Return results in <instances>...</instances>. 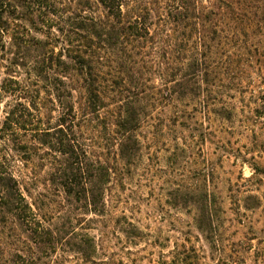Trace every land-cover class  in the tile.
Masks as SVG:
<instances>
[{"label":"rangeland","instance_id":"obj_1","mask_svg":"<svg viewBox=\"0 0 264 264\" xmlns=\"http://www.w3.org/2000/svg\"><path fill=\"white\" fill-rule=\"evenodd\" d=\"M79 1L64 3L75 10ZM42 15L34 14L37 23H14L18 34L0 35V137L11 107L23 105L18 112L26 108L29 113L26 130L0 141V157L19 183L31 220L48 224L69 218L77 233L94 239L96 256L86 263L60 248L35 264H180L179 259L183 264H264V59L249 66L243 61L230 75L216 72L198 107L187 109L188 118H176L185 109L177 105L153 110L137 133L140 151L130 165L119 157L118 137L105 119L109 114H91L82 83L67 80L75 89L74 139L83 154L110 169L104 213L95 215L82 203L67 202L53 180L59 154L39 143L43 132L54 133L60 115L44 75L70 72L59 67L57 57L72 55L76 41L68 23H42ZM29 36L45 42V52L53 56L52 68L47 62L40 75L42 53L34 45L26 52L35 43ZM104 61L107 73L111 61ZM162 69H144L142 88L163 89ZM176 190L207 191L217 210L213 241L194 227L193 206L173 205L170 195ZM0 220V264H12L16 253L37 254L23 226Z\"/></svg>","mask_w":264,"mask_h":264},{"label":"trees","instance_id":"obj_2","mask_svg":"<svg viewBox=\"0 0 264 264\" xmlns=\"http://www.w3.org/2000/svg\"><path fill=\"white\" fill-rule=\"evenodd\" d=\"M79 2V7L73 10L64 0H0V35L18 34L20 29L13 28L14 23H37L35 16L39 13L43 14L42 23H68L69 31L76 37L72 55L61 52L57 57L59 67L70 72L51 71L44 75L46 82L51 81L60 115L54 133L43 132L39 143L59 154L60 165L53 180L67 202L72 206L82 203L86 213L102 215L110 169L83 154L74 139L71 121L77 116L75 89L67 80L82 83L85 105L91 114L97 117L102 112L109 114L105 119L118 137L119 157L130 165L140 151L137 133L153 110L177 105L185 109L177 112L176 118H188L187 109L192 105L198 107L203 87L210 88L211 77H215L216 72L230 75L243 61L249 66L252 60L257 63L264 59V0ZM96 9H102L103 13H97ZM13 38L17 40L15 34ZM29 38L35 43L31 45L27 41L26 52L35 46V51L42 53L39 55L42 64L37 63L40 75L45 72L47 62L52 68L53 56L45 52V42ZM250 38L258 39L250 43ZM105 59H114L110 67L107 66L110 69L107 73L103 71ZM160 59L164 63L159 62ZM163 64L165 69H162ZM144 69H162L163 89L142 88ZM109 101L115 103L114 109H110L113 105ZM21 106L17 104L8 111L0 141L11 140L27 129L25 119L29 113L26 108L18 112ZM261 109L264 111V104ZM223 112L230 115L228 111ZM172 192L173 205L193 206L194 227L198 232L209 234L213 241V212L217 210L207 191L197 195ZM30 213L18 181L5 169L0 157V219H12L23 226L37 253H16L12 264H35L34 260H45L60 248L80 255L86 263L94 262V239L77 233L69 218L46 224L31 220ZM179 261L183 264V259Z\"/></svg>","mask_w":264,"mask_h":264}]
</instances>
